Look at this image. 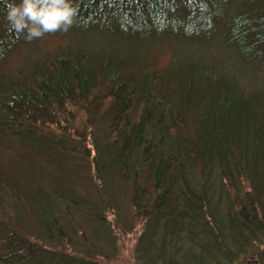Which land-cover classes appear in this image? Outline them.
<instances>
[{
    "label": "trees",
    "instance_id": "trees-1",
    "mask_svg": "<svg viewBox=\"0 0 264 264\" xmlns=\"http://www.w3.org/2000/svg\"><path fill=\"white\" fill-rule=\"evenodd\" d=\"M14 2L0 0V65L29 41L6 18ZM73 3L72 31L119 42L220 33L243 61H264V0ZM136 50L68 46L0 82V152L17 151L0 161V264H108L92 237L112 236L109 214L126 204L121 232L143 227L144 264H179L184 233L194 264L214 250L264 264V83L244 88L217 63Z\"/></svg>",
    "mask_w": 264,
    "mask_h": 264
},
{
    "label": "rangeland",
    "instance_id": "rangeland-1",
    "mask_svg": "<svg viewBox=\"0 0 264 264\" xmlns=\"http://www.w3.org/2000/svg\"><path fill=\"white\" fill-rule=\"evenodd\" d=\"M68 46L74 48H85L88 50L104 49L109 51L111 49L125 50L130 48H137L135 55L144 60L146 58L152 59H164L169 58L172 61L177 60H202L204 62H214L218 66H221L229 75L234 77L237 82L244 88H251L261 86L264 83V61L249 63L243 61L236 49L225 41L223 36L218 33L212 39H201L193 41L177 40L173 36L160 37L158 39L147 40H132L125 38L122 41L112 40L111 37L92 30L87 31H72L56 32L46 34L44 37L34 39L31 41H24L16 52L9 54L6 60L0 65V82L8 79L18 78L21 74L19 70H27L24 68L25 63L29 61L28 58L32 56L35 60H39L45 53H53L54 50L66 48ZM126 47V48H125ZM122 51V52H123ZM132 54L134 51H128ZM133 55V54H132ZM32 59V58H31ZM9 152L5 150L0 152V161L6 166L10 164L12 155H17L16 150ZM38 155V153H36ZM19 161V160H18ZM17 161V162H18ZM14 167V165H13ZM213 182V181H212ZM217 184V182H214ZM212 185V192L214 193V199L220 200L221 209H225L226 195L219 187V184ZM53 206L56 210H61L59 203L56 201ZM130 215L129 206L127 204L120 208L116 214H109L110 224L112 226V236H106L105 234L99 235L97 238L92 237V241L95 242L97 247L102 250L100 252L102 260L108 264H144L145 260H140L139 254L136 251V245L138 244V235L143 231V227L133 226V231H126L124 233L121 230L126 229L121 225L125 218ZM76 220L79 225L86 223V220L82 215H77ZM86 230L90 232V228L87 226ZM104 232V230L102 231ZM182 235L181 241H179L173 252L175 253V261L178 260L179 264H194L193 260H190V249L197 250L190 242L188 236ZM76 240L74 247L75 253L84 252L85 247L82 245L81 238L76 232L73 233ZM161 241L157 240V244ZM167 248H170V243L167 241ZM264 247V245H263ZM154 250V249H153ZM211 252V250H210ZM155 254V253H154ZM210 259L211 264H230L224 255H221L216 250L212 253H204ZM208 254H212L209 256ZM208 260V259H207ZM218 261V262H217ZM243 257L237 258L231 264H242ZM198 262V260H196Z\"/></svg>",
    "mask_w": 264,
    "mask_h": 264
},
{
    "label": "clouds",
    "instance_id": "clouds-1",
    "mask_svg": "<svg viewBox=\"0 0 264 264\" xmlns=\"http://www.w3.org/2000/svg\"><path fill=\"white\" fill-rule=\"evenodd\" d=\"M73 0H19L9 5V24L31 41L46 34L67 32L75 23Z\"/></svg>",
    "mask_w": 264,
    "mask_h": 264
}]
</instances>
